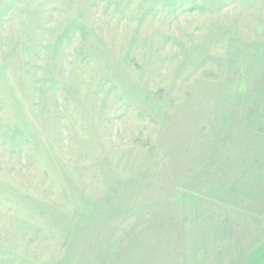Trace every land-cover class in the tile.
Here are the masks:
<instances>
[{
    "label": "rangeland",
    "instance_id": "374dc122",
    "mask_svg": "<svg viewBox=\"0 0 264 264\" xmlns=\"http://www.w3.org/2000/svg\"><path fill=\"white\" fill-rule=\"evenodd\" d=\"M0 264H264V0H0Z\"/></svg>",
    "mask_w": 264,
    "mask_h": 264
}]
</instances>
